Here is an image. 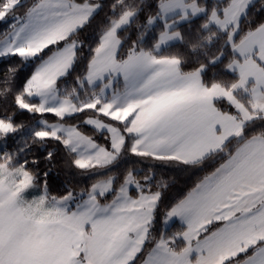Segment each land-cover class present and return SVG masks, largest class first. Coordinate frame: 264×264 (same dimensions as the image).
Here are the masks:
<instances>
[{"label": "snow or ice", "instance_id": "obj_1", "mask_svg": "<svg viewBox=\"0 0 264 264\" xmlns=\"http://www.w3.org/2000/svg\"><path fill=\"white\" fill-rule=\"evenodd\" d=\"M0 25V264H264V0Z\"/></svg>", "mask_w": 264, "mask_h": 264}, {"label": "trees", "instance_id": "obj_2", "mask_svg": "<svg viewBox=\"0 0 264 264\" xmlns=\"http://www.w3.org/2000/svg\"><path fill=\"white\" fill-rule=\"evenodd\" d=\"M2 28H3V25H0V29H2ZM49 118H52L51 114H49Z\"/></svg>", "mask_w": 264, "mask_h": 264}]
</instances>
